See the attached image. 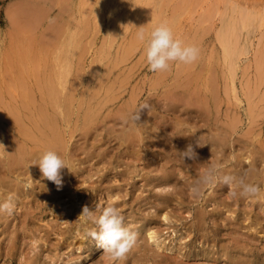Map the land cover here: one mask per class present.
<instances>
[{
	"label": "rangeland",
	"instance_id": "1",
	"mask_svg": "<svg viewBox=\"0 0 264 264\" xmlns=\"http://www.w3.org/2000/svg\"><path fill=\"white\" fill-rule=\"evenodd\" d=\"M95 1L94 0H51V1L50 0H0V35H1L0 36L1 37L0 38V49L3 50V51L0 50V56H1V58H0L1 59L0 60V75L2 77V78H0L1 79L0 80V96L3 97L2 102H1V97H0V111L2 112V114H0L2 116V119L1 118L0 119L2 121V126H3L2 131L4 130L3 141L10 139V137L12 135V130L8 129L6 127L7 122L5 119L8 118V114L10 112L8 110H11L12 106H15L16 104H18L22 100L24 93H31V92H33V93H31L30 95H32L33 98L35 97L34 98L35 102L34 103L32 102V105H31L32 106L31 108L34 110V107L36 106L37 101L39 99L38 98L39 93L41 91H43L42 90L43 89L42 83H44V81H47L49 78L51 79V77L52 78L55 77L56 71L58 70L59 61H60L61 57L63 56V54L65 53L64 49L65 48L67 49V47L70 46L69 42H71V41H72L74 47H73V49L72 48L68 49L69 54L67 53V55L69 56L68 59L70 60V63H72V65H71L72 69L68 73V76H67L68 80L66 82H67V84H70V85L72 83V84H74L73 86H75V90H74V93H75L74 98L75 99L73 101L72 114L70 116V120H69L67 126L65 127V130L67 133L66 138L68 137L70 131H73V132H72V136L66 142V146L64 148L62 155L60 154V156L64 159L65 164H66V167H64V168H62V170H60L61 179H62V183H63L60 186V188L56 187V185L52 181L47 180V178L43 177L40 174L41 172L39 171V168H37L36 164H35V166H36L35 167L33 163H32L33 166L31 165L32 169L31 168H23V174L21 175L22 179H17V178H16V180L14 179L15 181H13V183L11 184L12 186L9 187V186L0 185V189H1V191H0V204H2L4 202L7 203L9 201V199H11V202L14 205L11 212L5 211L3 213H0V216H1V218H0V264H22V263L23 264H46L48 261L49 262L47 264H54V263L55 264H99V263L100 264H130V263L131 264H137V263H139V264H153L156 261H164V260H169L172 262H179V264H188V263L191 264V262H192V264H194V262H200V264H201L203 261H205V262H203V264H206V262L208 260L209 261L207 262V264H212V263L213 264H221V263L222 264H228V263L229 264L230 263L231 264H235V263L236 264H254V261L256 260L255 264H263L264 263V253H263L264 252V247H263L264 246V199H263L264 196L262 197V196H259L261 194L258 195L257 193H254V189H255L254 185H255V182L257 181V179H259V177H256L255 180L253 179L252 183L248 184V186H247V185H242V183H240V182L239 183H237L236 181L233 182V179L231 178V176L229 175V172H228L231 169L229 167L232 166L235 163V161L237 160L236 155L240 152H244L242 141H250L251 142L253 140L254 147H258L259 143H262L263 147H264V140L262 139V138H264V136H263L264 135V115H263L264 114V106L262 108L263 112L261 111V115H259V117H257L255 120V121H257V120L258 121L254 122L252 124H249L248 119L245 115V113H246L245 112L246 111V101L244 100L245 96L242 92V91H244L243 86H244L246 80H248V82L252 86V83H253L252 81L255 79L254 78L255 77V71L253 68L254 64H252L253 63L252 56H253V51L256 47V43L258 41V39H257L258 38L257 35L259 36L258 31H256L254 29L250 32L251 36H250V34H249V36H250V41H251L250 44L251 45L249 43L247 44V46L249 45L248 51L246 53H243V55L241 54L240 58L238 60V66H237V69L235 70V74H234V84H235V88H236V94L238 95V97L241 99L242 102L236 103V101H234L233 97L231 96V93L230 94L227 93V95H226L225 90H223L224 88H226L224 85L227 83V81L229 82V76H228L229 72L227 70L226 63H224V61L222 59V56H221L222 54H221L220 48L217 46L216 47L213 46L212 43L207 41L208 40L207 38H205L207 40H205V39L204 40L207 41L208 43L205 41H203L204 43L202 41L198 42L196 39H194V41H193L192 38H189V37H192L193 33L197 30V28L199 29L200 28L199 26H201L196 21L197 13L190 14L189 12H184L182 14L183 16L181 15L182 17L179 18V21L181 20L180 23L178 21V23H179L178 25L183 26V27L178 28V26H176L177 28L176 27L173 28V33L176 32V34L174 33V35L177 36V34L179 33L178 34L179 38H181L184 41H188L187 43L191 42L190 44L195 45L199 49V55H198L197 59L195 60V62L193 61L192 62L193 64L190 63L191 65L172 62L167 71L152 72L146 66L144 56H143V44L141 41L136 46L133 47L134 50H133V48L131 49L132 53H130V50H128V49L124 50L123 47H124V44L128 41V39H130V36L133 33V31L135 30V28L139 24L144 22V18L146 17L145 14L153 11V9H154L153 3L155 0H151L147 3L146 7H149V9L148 8L144 9V12L147 11V13L143 12L140 15L141 17L139 16L140 19L138 18L137 20L131 21V22H133V24L126 21L125 17L121 18V16H119L120 11L122 12L125 9L127 10V8L129 9L128 6L131 5V2H129L127 6H124L123 9L121 7V9L118 8V10L115 9V12H112L111 10H108L109 5H106V3L100 2V5H99V3H97L98 0H95ZM174 1H175V3H178V0H174ZM174 1H172V2H174ZM82 4H83V7H82ZM66 6H67V8H66ZM13 7L18 11L19 10L22 11L21 9H23V12L25 11L24 13L19 12V13H21V16L23 14L25 15V13H26V16L28 17L27 18L25 16L26 19L23 17L25 19V20L22 19L23 21H25V22L29 21V23H30L31 20L35 19V22L33 21L34 23H36L35 27L39 24V22H40V24L37 26L36 29H34L35 28L34 26H31L30 28L34 29V30L32 29L33 30L32 32H31V29L28 30V28L24 32V30H23L24 26L22 25V27H20V24H19V22L21 23L22 20L18 21L19 19H17V21H16L17 23L14 22L16 20L15 18H19L18 16L16 17V15H15V18H14L15 20L13 21L11 19V22H10L9 15H11V13H13V10H15ZM77 9L81 13L83 11L84 12L82 14L80 12H76ZM84 9L87 11L89 10V12L85 11ZM100 9H101V11H99ZM11 10H12V12H11ZM73 10H75V11H73ZM18 11L16 13H18ZM80 14L82 16V19H80L81 18ZM100 14L102 16H100ZM28 15H30V16H28ZM77 15L80 17H78ZM93 15L95 16V18ZM143 15H144V17H143ZM12 17H14V16H12ZM114 17H117L118 19L117 18L115 19ZM184 17H186L187 19ZM30 18H33V19L30 20ZM62 18H64V20L66 22ZM70 18H72L73 20ZM110 18H111V20H110ZM68 19H69V21H67ZM88 19H89V21H88ZM78 20H79V23H78ZM118 20H122V21H118ZM215 20H217V22H218V19H215ZM12 21H13V23H12ZM81 21H82V23H81ZM188 21L190 22L189 25L187 24ZM33 22H31L30 24L33 25L34 24ZM67 22L70 26L67 25ZM113 22H114V25H113ZM152 22H154V20L151 21V23ZM29 23L27 24V22H26L23 24L29 25ZM76 25H77V27H76ZM88 25H90V26H88ZM128 25H130V26H128ZM124 26L127 27L128 31L126 30V28H124ZM152 26H154L153 23L151 24V27ZM79 27L82 31L79 29ZM60 28H62V29H60ZM66 28L69 31H67V30L65 31ZM110 28H112L113 30ZM122 28L124 30H122ZM20 29H22L23 32L20 31ZM70 30H72L73 32ZM74 30H75V32H74ZM114 30H116V31H114ZM120 30L123 31L124 34L121 33ZM77 31H80V32H78V34H76ZM253 31H256V32H254V34H252ZM60 32H61V34H60ZM68 32H70V33H68ZM115 32H117V33H115ZM119 32H120V34H119ZM209 32L211 33V35L209 34ZM209 32L205 33L204 37H208L209 39L212 38L213 37L212 29H210ZM64 33H66L67 36ZM129 33H130V35H129ZM183 33L186 34L188 37L186 35H184ZM63 34H64V36L61 39V36ZM69 34H70V36H69ZM42 35H43V37H42ZM254 35H255V37H254ZM40 36H41V39H43V40H40V38H39ZM68 36L71 39H69ZM122 36H124V37H122ZM65 37H66V40H65ZM77 38L80 39L79 42L77 41ZM111 38L114 39L115 41L112 40V42H111L110 41ZM189 39H191L190 42H189ZM2 40H3V42H2ZM67 40H68V42H67ZM60 41L63 42L64 44L61 43ZM57 42H58V44H57ZM243 42H244V38L242 39L241 43L243 44ZM197 43H199V44H197ZM57 45L59 47H57ZM76 45H77V47H75ZM121 45H122V47H121ZM98 47H101L102 51H100V48H98ZM60 48L62 49L63 52L62 51L59 52V50H61ZM202 48L204 49V51ZM120 49H121V51H120ZM33 50H34V52H33ZM57 50H58V53H57ZM98 51L100 53H98ZM2 52H3V54H2ZM55 52H56V54H55ZM71 52H73V53H71ZM81 52H84V54ZM119 52H121V53H119ZM124 52H126V53L129 52L130 54L129 55L127 54V56L125 57L126 53H125V55H123ZM139 54H141V55H139ZM30 55L32 56V58ZM55 56H56L57 62L55 60ZM138 56H140V57H138ZM4 57L6 58V59H4L5 61L2 59ZM7 57H9V58H7ZM78 57H80V58L78 59ZM104 57H105V59H103ZM119 57L122 59H120ZM202 59H203V61H202ZM212 59H213V61H212ZM117 60H118V62H120L119 64L117 63ZM217 60H218V63H217ZM48 61H49V63H48ZM106 61H108V63ZM6 63H7V65H9V67L7 65H5ZM10 63H12V64L10 65ZM82 63H83V65H82ZM220 63H221V65H220ZM246 64H248V65H246ZM110 65H112V66H110ZM193 65L195 66V68ZM216 65H218V66H216ZM242 65L244 66V68L249 66L248 67L249 69L245 68V71H244V68ZM20 66H22V68ZM24 67H26V68H24ZM74 67H75V69H74ZM78 67L81 69H79ZM128 67H129V69H128ZM122 68H123V70H122ZM203 68H204V70H203ZM220 68H221V70H220ZM14 69H15V71H14ZM27 69H29V70H27ZM35 69H37V71ZM42 69H44V70L42 71ZM89 69H90V71H89ZM193 69L195 70V72L194 71L192 72ZM98 70H100V71L98 72ZM121 70H122V72H121ZM10 71L13 72L15 75L13 73H11ZM22 71H24V72H22ZM76 71H77V73H76ZM4 72H6L5 73L6 75L4 74ZM47 72H48V74H47ZM240 73H241V75H240ZM248 73L250 74V76ZM29 74H31V75H29ZM36 74H38V75L36 76ZM108 74H110V75H108ZM157 74H159V75H157ZM215 74L216 75L218 74V75L216 76ZM28 75H29V77H28ZM208 75H209V77H208ZM247 75L249 76L248 79L246 77ZM253 75H254V77H253ZM25 76L27 78H29V80ZM113 76L116 79H114ZM12 77L14 80L12 79ZM127 77H128V79H127ZM153 77H154V79H153ZM156 77L158 78V80H156L157 79ZM211 77L213 78V80L215 79V83H213L214 81H212ZM224 77H225V79H224ZM9 78H11V80L13 81V84ZM46 78H47V80H46ZM73 78H75V79H73ZM88 78H89V80H88ZM119 78H122V79H121V81L119 80V82H117ZM208 78L209 79L211 78V80H209ZM221 78H222V82H221ZM113 79L115 80V83H114ZM140 79H141V81H140ZM165 79H167V80H165ZM73 80H74V82H73ZM94 80L95 81L97 80V81L95 82ZM224 80L226 83L223 82ZM5 81L8 83L9 86H11L10 88L8 87V85ZM17 81L19 84H17ZM135 81H136V83H135ZM152 81L156 85L151 83ZM156 81L158 84L156 83ZM199 81H200V83H199ZM37 82H39V84H41V85L38 86L39 84H37ZM109 82H110V84H109ZM141 82H143V84ZM76 83H78V84H76ZM112 83L114 85H111ZM118 83H120V84H118ZM205 83H206V85H204ZM5 84L7 85V88H5L6 87ZM123 84H124V86H123ZM214 84H215V86H214ZM28 85H30V89L32 91L30 89H28ZM100 85H101V88H100ZM136 85H137V88H136ZM175 85H177L178 87ZM37 86H38V88H37ZM107 86H109L111 90H113L117 86V89L119 88L118 89L119 91L113 90L112 93H113V95L117 94L118 97L114 96L115 97L114 99L110 100L109 102H107L103 106V108L100 111L101 117H100L99 121L94 126L95 127L94 129L91 128V129H93V131H91V129H89L86 134H83V131L81 129V123H82L81 121L83 119L82 118L83 112L87 107L86 103H89L90 100H91L90 103H95L96 100L99 99L101 94L103 96L104 88ZM131 86H133V87H131ZM204 86H208L209 88H213V89L217 90V92L219 94V98L221 99V105L219 103L217 105L218 106L217 109H216V107H214V105L210 106V110H211L210 117H206V116L201 115L199 111L194 109V107H193L194 105L188 106L187 103L182 102L184 100L183 96L188 95L190 93L188 91H192V89H197L199 87H201L203 89ZM262 87L264 90V81L260 85L259 90H262ZM79 88L82 90H80ZM240 88H242V90H240ZM123 89H125V90H123ZM27 90H30V92ZM121 90H123L122 91L123 94L121 92V94L118 95ZM177 90H178V92H177ZM98 91H99V93L97 95L96 92H98ZM1 92L3 94H1ZM15 92L17 94L18 93L19 94L15 95L16 94ZM151 92H152V94H151ZM82 93L84 96H82ZM89 93H92L91 94L92 96ZM171 93H172V95H171ZM7 94H9V95H7ZM11 94H12V99L10 98ZM93 94L94 95L96 94L95 95L96 97ZM162 94H163V96H162ZM190 94L194 95L192 92ZM89 95H90V98H89ZM131 95H133V96L136 95L135 96L136 101H135L134 106L132 107L133 109H132L131 113H133L138 108V106L141 105L142 103H144L145 101H147L148 104H149V102L154 103V108L152 109L151 107H149L148 109L147 108L140 109L138 119H136L135 121L128 118L129 115H127L126 118L124 120H122L121 118H119V116H117L119 114L118 112H120L122 107H124L126 104L130 103L129 98ZM168 97H169V99H168ZM79 98H80V100H79ZM125 100H126V102H125ZM5 101L6 102L8 101L9 103H5ZM123 102H125V103H123ZM2 103H4L3 105L6 108H4ZM12 103L14 105H11ZM112 104H113V106H112ZM219 105H220V108H219ZM227 105H229L230 107ZM262 105H264V103ZM80 106H81V108H80ZM226 106H227L228 112L225 111ZM116 107H117V109H116ZM77 108H78V110H77ZM222 109H223V111H222ZM105 110H107V112ZM109 111H110V113H109ZM213 111L215 113L217 112V114H215ZM221 111H222V113H221ZM232 111L234 113H232ZM104 112H105V114H104ZM112 112H113V114H111ZM152 113H153V115H152ZM232 114H235V115L239 114L240 120L237 123V127H236L235 131L231 134V136H229L230 138L228 137V141L225 144V146L218 148V147L212 145L209 147L208 143L210 141V138L217 131L215 129V126H213L214 128L211 127L213 125L214 117L216 116V119H217L216 124H218V122H219L220 125L218 124V127H220L222 125V122L226 121L227 120L226 118ZM74 115L76 116L75 120H77V121L74 120V117H75ZM112 115H114V116H112ZM142 115H143V117H141ZM176 115H178V116H176ZM102 116H104V117L102 118ZM179 116H180V118H179ZM169 117H170V119H169ZM204 117H205V119H204ZM101 118H102V120H104L103 122H101L102 121ZM157 118H158V123H157ZM161 118H163V119H161ZM110 119H112V120H110ZM167 119H169V120H167ZM72 120L75 122L73 123ZM165 120H167V121H165ZM177 120L182 122L181 124L178 125V127H179L178 129L174 128V126L172 125ZM118 122H120V123H118ZM108 123H110V125ZM115 123H117V124L115 125ZM132 123L137 124V125H139V124L141 125L143 123L142 128H145L146 132L143 135L144 136L143 139H136L134 141V143L129 144L130 145L129 146L128 142H126V143H124V142L126 141V136L128 135V133L129 132L133 133ZM74 124H76V125H74ZM106 124H107V126H105ZM113 125L115 127H113ZM123 126H124V128H122ZM190 126H191V128H190ZM194 126H196V127H194ZM245 126H246V128H245ZM164 127L167 129H164ZM168 127H170L171 130ZM199 127H201V128H199ZM253 127L255 129H253ZM69 128L71 130H69ZM101 128L103 129V131H101L102 130ZM111 129H112V132H111ZM114 129H116V130H114ZM186 130H187V132H186ZM250 130H251V133H249ZM5 131H6V133H5ZM147 131H149V132H147ZM189 131H191L192 133ZM92 132H93L94 136H93ZM100 132H101V134H100ZM242 132H247L248 135L246 133H245V135H243L244 133L241 134ZM107 133H108V135H107ZM195 133H196V135H195ZM97 135L99 136V138ZM253 135H254V137H253ZM80 136L86 140H84ZM145 136L149 137V139H146ZM164 136H166V137H164ZM207 136H208V138H207ZM238 136H240V137H238ZM170 137H171V139H170ZM200 138H202V139L200 140ZM89 139L90 140L93 139V141L94 140H96V141L99 140V141H97V142L94 141V143H93V141H90ZM111 139H113V140L111 141ZM255 139L257 140V143L255 142L256 141ZM121 142H122V144H121ZM195 143H197L201 147L200 148L201 152L199 150H195V151L193 150L195 148L194 147ZM80 144H82V145H80ZM90 144L92 145V147ZM118 144H121V146L119 147ZM141 144H142V146H141ZM213 144H214V141H213ZM189 145H191V147H192V152L190 155L185 154L188 152V146ZM250 145L248 147H250ZM88 147H89V149H88ZM90 147H91V149H90ZM97 147H99V148L101 147L100 148L101 150H99V148H97ZM113 147L116 149H114ZM212 147H216L215 150L211 151ZM78 149H80L81 151ZM88 150L90 153L89 152L87 153ZM95 150H96V152L98 151L101 153H95ZM205 150L207 151V153ZM84 151H85V153H84ZM109 151H110V153H108ZM197 151L199 153H201L199 157H198L199 153ZM103 152H104V154H103ZM86 153H87V156H86ZM93 157H95V158H93ZM130 157H131V159H130ZM206 157H208V158H206ZM117 158H119V159H117ZM90 160H92V161H90ZM127 161H128V163H127ZM208 161L211 162L212 164L209 163ZM242 161H243L244 165H247L246 161L245 162H244V160H242ZM206 162H207V164H206ZM99 163H101V164H99ZM76 164L77 165L79 164V165L77 166ZM193 165L195 166V168L193 167ZM261 165H262V163H260V166L259 165L258 166L261 167ZM135 168H136V170H135ZM70 169H72V170H70ZM89 171H91L92 173ZM137 171H139V172H137ZM176 173H177V175H176ZM158 174H160L161 176H159ZM196 175L198 178L197 177L195 178ZM25 176L31 177V178H29V181L32 183V185L30 184L29 181H28V184L25 183V181L23 179V177H25ZM39 176L40 177L42 176L41 179ZM159 177H162V178L159 179ZM43 178H44V181H42ZM121 178L123 179V181ZM124 178H126L128 181L126 182V179H124ZM116 179H117V181H116ZM141 179H143V180H141ZM154 179H155V181H154ZM120 180H121V182H120ZM160 180H162L164 182H161ZM102 181L105 184L102 183ZM114 181H116V182H114ZM203 181H204V183H203ZM157 182H159V183H157ZM29 184H30V186H29ZM150 184H152V185H150ZM41 185H43V186H41ZM48 185H50V186H48ZM158 185H160V186L158 187ZM71 188H73V189L71 190ZM239 188H241V189H239ZM146 189H148V190L146 191ZM11 190H12V192H11ZM245 190H246V193H245ZM45 191L47 192V194L45 193ZM8 192H9V194H7ZM26 192H27V194H26ZM48 192H50V193H48ZM24 194H26V195H24ZM109 194L114 195V196H111ZM33 195H34V197H33ZM124 195H126V196H124ZM1 196H4V197H1ZM15 196H17V197L15 198ZM121 196H123V197H121ZM133 196H135V197L133 198ZM149 196L152 198H149ZM156 196L158 197V199ZM114 198H117V199H114ZM258 198H260V199H258ZM112 199H114V201ZM253 199H254V201H253ZM262 199H263V201H262ZM110 200L112 202H110ZM26 202L28 205L26 204ZM16 203H18L20 206ZM108 203L114 204L120 210L121 214L124 217V224L126 227H128L129 229L131 228L130 230L133 229L132 231H134V232L138 231V229H136V228L143 230V231L141 230L143 233L140 230H139V233L136 232V233H138L137 239L138 240L140 239L139 241L137 240V242L135 243L136 246L134 245L135 247H132L128 252H126L124 254L123 257L116 259V261H114V262L112 260L107 259V256L102 254L103 250L101 248L97 247L96 242L90 236H88L86 234V229L95 227L94 222H93V218L92 217H85L83 214H81L82 209L85 206H87L91 211H93V213L98 214L99 211L101 210V208L103 206L107 205ZM154 203H155V205H154ZM31 204H32V206H31ZM38 204H39V206H38ZM221 204L223 207L221 206ZM56 205H58V206H56ZM54 206H56V207H54ZM152 206H153V208H152ZM165 206H166V208H165ZM23 208H24V210H23ZM228 208L230 211H228ZM152 212H154V214H152ZM223 212H224V214H223ZM135 213H137V214H135ZM260 213H262V214H260ZM145 214H147V215H145ZM164 214L166 215V217H164ZM17 215H19V216H17ZM226 215H227V217H225ZM157 216H158V218H156ZM167 216H171V217L169 218ZM195 216H196V218H195ZM199 216H200V218L197 219ZM18 217H20V218H18ZM148 217L153 218V219L148 220L147 219ZM202 219H204V221ZM198 220H200V221H198ZM256 220H257V222H255ZM24 222H26V223H24ZM199 222H200V224H198ZM135 224H137V225H135ZM151 224H152V226H151ZM158 226H159V228L162 227L161 230H159ZM22 228H24V229H22ZM242 228H244L245 230H243ZM247 229H249V230H247ZM20 230H22V231L20 232ZM41 231H42V233H41ZM149 231H153L154 236L152 238L149 237ZM248 231L251 233H249ZM35 232L38 233L39 235H37ZM246 232H248V233H246ZM189 233H190V235H189ZM76 234H78V235L76 236ZM196 234H197V236H196ZM19 236H21V237H19ZM209 236H210V238H209ZM43 237H44V239H43ZM20 238L22 239V241ZM147 238H148V241H147ZM242 238H243V240H242ZM218 239H220V240H218ZM221 239H223V240H221ZM43 240H45V241H43ZM50 240H51V242H50ZM228 241H229V245H228ZM240 241H241V243H240ZM242 241H243V243H242ZM257 241H258V243H256ZM223 242H226L227 244L224 243V245H223ZM234 242H235V245H234ZM245 242H247V243H245ZM51 244H53V246ZM241 244H243V245L241 246ZM246 244L248 246H246ZM138 245H139V247H138ZM156 245H157V247H156ZM178 245L180 246V248H178ZM220 245H223V247ZM230 245H233V246L230 247ZM142 246H143V248H142ZM239 246L241 248H243L244 250L241 249ZM200 247H201V249H200ZM224 247H225V249H224ZM261 247H262V249L260 250ZM145 248H146V250H145ZM198 248H199V250H198ZM248 248H249V250H248ZM140 249H142L143 251ZM245 249H247V250H245ZM43 250H45V251H43ZM208 250H209V252H208ZM250 250H252V251H250ZM187 251H189V253ZM242 251L243 252L245 251L244 252L245 255ZM179 252H180V254H179ZM227 252H228V255H227ZM234 252L238 253L239 255L234 253ZM210 253L212 255H210ZM224 253H226V254H224ZM251 253H253V254H251ZM196 254L198 255V257ZM232 254L234 257L232 256ZM240 254H241L242 258L240 257ZM250 254H251L253 259L250 258L251 257ZM138 255L140 257H138ZM207 255H209V256H207ZM222 255H223V258H222ZM51 256L53 258H51ZM229 257H232L235 259L230 258V260H229ZM246 257H248L250 259H248ZM131 258H132L133 262L131 261ZM204 258L206 260H204ZM214 258H216V259H214ZM258 259H260L261 261H259ZM189 260H191V262ZM213 260H215V261H213ZM234 260H237L239 262H234ZM249 260L252 262L247 263ZM117 261H118V263H117Z\"/></svg>",
	"mask_w": 264,
	"mask_h": 264
},
{
	"label": "bare ground",
	"instance_id": "2",
	"mask_svg": "<svg viewBox=\"0 0 264 264\" xmlns=\"http://www.w3.org/2000/svg\"><path fill=\"white\" fill-rule=\"evenodd\" d=\"M51 1V0H50ZM95 1V0H94ZM149 1H151V0H98V2L97 3H99V5H100V2H104V3H106V5H109V9L108 10H111L112 12H115V9L116 10H118V8L119 9H121V7H122V9H123V7L124 6H127L128 5V3L129 2H131V5H129L128 7H129V9L127 8V10L125 9L124 11H120V13H119V16H121V18L122 17H125V19H126V21H128V22H130V23H132L133 24V22H131V21H134V20H137L138 18H139V16L144 12V9L145 8H148L149 9V7H146V5H147V3L149 2ZM172 1H174V0H155L154 1V3H153V5H154V9H153V11H151V12H148L147 13V11L146 12H144V13H147V14H145V18H144V22L143 23H141V24H139L137 27H140V26H143L144 27V29H145V31L147 32V30L148 29H150L151 28V24L153 23L154 25H156V24H158V23H160V22H167L168 24H169V26L171 27V29H172V31H173V28H175L176 26H178V28L179 27H183V26H179L178 24L180 23V21H179V18L180 17H182L183 15V13L184 12H189L190 14H194V13H197V18H196V21L198 22V24L199 25H201V26H199L200 28L198 29L197 28V30L193 33V35H192V37H189V38H192V40L194 41V39H196L198 42H203V41H205V40H207V41H209L210 43H212V45L213 46H217V47H219L220 48V51H221V56H222V59H223V61H224V63H226V66H227V70H228V76H229V82L227 81V83L225 82V80L223 81V82H225L224 84V86L226 87V88H224L223 90H225V92H226V95H227V93H231V96L233 97V99H234V101H236V103H239V102H242L241 101V99L238 97V95L236 94V88H235V84H234V74H235V70L237 69V66H238V60H239V58H240V55L242 54L243 55V53H246L247 51H248V46H247V44L249 43L250 44V36H251V34H250V32L252 31V30H256V31H258V33H259V36L257 35V39H258V41H257V43H256V47H255V49H254V51H253V56H252V61H253V63L252 64H254V66H253V68H254V71H255V77H254V75H253V77L255 78L252 82V86L250 85V83L248 82V80H246V82H245V84H244V91H242L243 92V94H244V96H245V98H244V100L246 101V113H245V115H246V117H247V119H248V122H249V124H252V123H254V122H257V121H255L256 120V118L257 117H259V115H261V111H262V108H263V106L264 105H262L263 103H264V90H263V87H262V90H259V88H260V85L263 83V81H264V0H178V3H175V1L174 2H172ZM76 2V1H75ZM96 2V1H95ZM78 3V2H77ZM88 3V2H87ZM92 3V2H91ZM69 4V3H68ZM89 4V3H88ZM151 4V3H150ZM17 5V4H16ZM86 5V4H85ZM96 5V4H95ZM18 6V5H17ZM81 6V5H80ZM92 6V5H91ZM90 6V7H91ZM82 7H83V4H82ZM98 7V6H97ZM222 7V8H221ZM14 8V7H13ZM66 8H67V6H66ZM75 8V7H74ZM94 8V7H93ZM99 8V7H98ZM101 8V7H100ZM152 8V7H151ZM15 9V8H14ZM70 9V8H69ZM68 9V10H69ZM80 9V8H79ZM89 9V8H88ZM96 9V8H95ZM13 10V9H12ZM12 10H11V12H12ZM22 11H18V10H13V13H11V15H9V17H10V22H11V19L14 21L15 19V21L14 22H16L17 21V19H19L18 21H21L22 19L23 20H25L26 18H25V16H26V13H25V15L23 14L22 16H21V13L23 12V9H21ZM60 10V9H59ZM83 10V9H82ZM85 10V9H84ZM97 10V9H96ZM107 10V11H108ZM114 10V11H113ZM147 10V9H146ZM15 11V12H14ZM18 11V13L19 12H21V13H16ZM29 11V10H28ZM71 11V10H70ZM73 11H75V10H73ZM85 11H87V10H85ZM98 11V10H97ZM99 11H101V9L99 10ZM25 12V11H24ZM23 12V13H24ZM63 12V11H62ZM68 12V11H67ZM76 12H80V11H78V9H77V11ZM84 12V11H83ZM82 12V13H83ZM87 12H89V10L87 11ZM118 12V11H117ZM81 13V12H80ZM81 13V14H82ZM97 13V12H96ZM62 14V13H61ZM70 14V13H69ZM78 14V13H77ZM81 14H80V16H81ZM85 14V13H84ZM90 14V13H89ZM117 14V13H116ZM15 15H16V17L18 16L19 18H15ZM92 15V14H91ZM111 15V14H110ZM182 15V16H181ZM189 15V14H188ZM12 16H14V17H12ZM21 16V17H20ZM28 16H30V15H28ZM43 16V15H42ZM67 16V15H66ZM65 16V17H66ZM78 16V15H77ZM80 16H78V17H80ZM94 16V15H93ZM100 16H102L101 14H100ZM108 16V15H107ZM12 17V18H11ZM25 19H24V18ZM27 17V16H26ZM64 17V18H65ZM77 17V18H78ZM141 17V16H140ZM143 17H144V15H143ZM15 18V19H14ZM28 18V17H27ZM44 18V17H43ZM42 18V19H43ZM64 18H62L63 20H64ZM75 18V17H74ZM76 18V19H77ZM94 18H95V16H94ZM115 19L117 18V17H114ZM184 18H186V17H184ZM31 19H33V18H30V20ZM39 19V18H38ZM66 19V18H65ZM70 19H72V18H70ZM79 19V18H78ZM80 19H82V16H81V18ZM118 19V18H117ZM140 19V18H139ZM187 19V18H186ZM215 19H218V22H217V20H215ZM22 20V22L20 23L19 22V24H20V27H22V25L24 26V28H23V30H24V32H25V30L28 28V30L29 29H31V32L34 30V29H36L37 28V26L40 24V22H39V24L35 27V24L36 23H34L35 22V19H33V20H31L30 21V23L31 22H33L34 24L33 25H31L30 23H29V21H26L27 22V24L29 23V25H25V24H23V23H26L25 21H23ZM29 20V19H28ZM37 20V19H36ZM73 20V19H72ZM110 20H111V18H110ZM109 20V21H110ZM154 20V22H152L151 23V21H153ZM189 20V19H188ZM193 20V19H192ZM13 21H12V23H13ZM40 21V20H39ZM65 21V20H64ZM67 21H69V19L67 20ZM75 21V20H74ZM88 21H89V19H88ZM92 21V20H91ZM95 21V20H94ZM100 21V20H99ZM114 21V20H113ZM118 21H122V20H118ZM117 21V22H118ZM178 21H179V23H178ZM190 21V20H189ZM188 21V25H189V22ZM66 22V21H65ZM208 22V23H207ZM11 23V24H12ZM17 23V22H16ZM78 23H79V20H78ZM81 23H82V21H81ZM108 23V22H107ZM110 23V22H109ZM120 23V22H119ZM184 23V22H183ZM64 24V23H63ZM66 24V23H65ZM85 24V23H84ZM90 24V23H89ZM67 25H69L68 24V22H67ZM87 25V24H86ZM85 25V26H86ZM106 25V24H105ZM109 25V24H108ZM107 25V26H108ZM112 25V24H111ZM113 25H114V22H113ZM123 25V24H122ZM150 25V26H149ZM31 26H34L35 28L33 29V28H30ZM62 26V25H61ZM70 26V25H69ZM84 26V27H85ZM88 26H90V25H88ZM98 26V25H97ZM128 26H130V25H128ZM134 26V25H133ZM76 27H77V25H76ZM135 28V30L133 31V33L131 34V36H130V39H128V41L124 44V50L125 49H128V50H130V53H132V48L134 47V46H136L140 41L136 38V33H137V31H138V28ZM192 27V26H191ZM190 27V28H191ZM251 27V28H250ZM18 28V27H17ZM39 28V27H38ZM116 28V27H115ZM124 28H126V30H127V27H125L124 26ZM177 28V27H176ZM185 28V27H184ZM196 28V27H195ZM33 29V30H32ZM60 29H62V28H60ZM71 29V28H70ZM76 29V28H75ZM79 29H80V27H79ZM110 29H112V28H110ZM119 29V28H118ZM192 29V28H191ZM210 29H212V31H213V37L212 38H208V37H204V34L205 33H208L209 31H210ZM23 30L22 29H20V31H22L23 32ZM64 30V29H63ZM62 30V31H63ZM67 30V28L65 29V31ZM81 30V29H80ZM109 30V29H108ZM113 30V29H112ZM122 30H124L123 28H122ZM125 30V31H126ZM67 31H69V30H67ZM70 31H72V30H70ZM82 31V30H81ZM114 31H116V30H114ZM124 31V32H125ZM128 31V30H127ZM256 31H253V33L252 34H254V32H256ZM30 32V31H29ZM30 32V33H31ZM42 32V31H41ZM40 32V33H41ZM73 32V31H72ZM71 32V33H72ZM74 32H75V30H74ZM78 32H80V31H77L76 32V34H78ZM109 32V31H108ZM120 32L121 33H123V31H121L120 30ZM120 32H119V34H120ZM181 32V31H180ZM189 32V31H188ZM68 33H70V32H68ZM113 33V32H112ZM115 33H117V32H115ZM126 33V32H125ZM175 34H176V32H174ZM191 33V32H190ZM60 34H61V32H60ZM64 34H66V33H64ZM64 34L61 36V39H62V37L64 36ZM74 34V33H73ZM106 34V33H105ZM108 34V33H107ZM114 34V33H113ZM124 34V33H123ZM179 34V33H178ZM178 34H177V36H178ZM184 34V33H183ZM189 34V33H188ZM209 34L211 35V33L209 32ZM249 34H250V36H249ZM32 35V34H31ZM72 35V34H71ZM116 35V34H115ZM129 35H130V33H129ZM184 35H186V34H184ZM245 35V36H244ZM1 36V35H0ZM39 36V35H38ZM66 36H67V34H66ZM69 36H70V34H69ZM68 36V37H69ZM76 36V35H75ZM74 36V37H75ZM117 36V35H116ZM121 36V35H120ZM187 36V35H186ZM185 36V37H186ZM190 36V35H189ZM42 37H43V35H42ZM60 37V36H59ZM58 37V38H59ZM107 37V36H106ZM122 37H124V36H122ZM188 37V36H187ZM254 37H255V35H254ZM1 38V37H0ZM40 38V40H43V39H41V36L39 37ZM113 38V37H112ZM111 38V42H112V40H114V39H112ZM183 38V37H182ZM205 38H207V39H205ZM244 38V42H243V44L241 43L242 42V39ZM69 39H71L70 37H69ZM205 39V40H204ZM4 40V39H3ZM3 40H2V42H3ZM49 40V39H48ZM51 40V39H50ZM60 40V39H59ZM65 40H66V37H65ZM64 40V41H65ZM74 40V39H73ZM107 40V39H106ZM125 40V39H124ZM186 40V39H185ZM188 40V39H187ZM190 40L191 39H189V42H190ZM252 40V39H251ZM62 41V40H61ZM60 41V42H61ZM77 41L79 42L80 41V39H78L77 38ZM115 41V40H114ZM207 41H205V42H207ZM59 42V41H58ZM58 42H57V44H58ZM67 42H68V40H67ZM104 42V41H103ZM125 42V41H124ZM185 42H188V41H185ZM256 42V41H255ZM40 43V42H39ZM43 43V42H42ZM61 43H63V42H61ZM66 43V42H65ZM191 43V42H190ZM204 43V42H203ZM208 43V42H207ZM206 43V44H207ZM60 44V43H59ZM64 44V43H63ZM67 44V43H66ZM69 44H70V46H68L67 47V49L65 48L64 49V54H63V56L61 57V59H60V61H59V66H58V70L56 71V75H55V77L54 78H52L51 77V79L49 78L48 80H47V78H46V80L47 81H44V83H42V85H43V91H41L40 93H39V99H38V101H37V104H36V106L34 107V110L31 108L32 106V102L34 103L35 102V100H34V98H33V96L32 95H30L31 93H33V92H31V93H24V96L22 97V100L18 103V104H16L15 106H12V108H11V110H8V111H10L9 112V114H8V118L7 119H5L6 120V122H7V124H6V127L8 128V129H11L12 130V135H11V137H10V139H8V140H5V141H3V136H4V134H3V132H4V130L2 131V121H1V119H2V116L0 115V145H2V146H0V185H4V186H12L11 184L13 183V181H15L16 180V178L17 179H22V177H21V175L23 174V168H31L32 169V163L34 164L37 160H38V158H39V156L44 152V151H46V150H53V151H56L59 155L61 154L62 155V153H63V151H64V148H65V146H66V142H67V140L72 136V132L73 131H70L69 132V135H68V137L66 138V130H65V127L67 126V124H68V122H69V120H70V116H71V114H72V107H73V101H74V90H75V86H73L74 84H72L71 83V85L70 84H67V80H68V78H67V76H68V73L70 72V70L72 69L71 68V65H72V63H70V60L68 59V55H67V53H68V49H70V48H72L73 49V47H74V45H73V43H72V41L71 42H69ZM197 44H199V43H197ZM111 45V44H110ZM113 45V44H112ZM118 45V44H117ZM208 45V44H207ZM251 45V44H250ZM16 46V45H15ZM63 46V45H62ZM67 46V45H66ZM198 46V45H197ZM57 47H59L58 45H57ZM75 47H77V45L75 46ZM121 47H122V45H121ZM138 47V46H137ZM205 47V46H204ZM62 48V47H61ZM60 48V49H61ZM82 48V47H81ZM98 48H100V51H102L101 50V47H98ZM207 48V47H206ZM213 48V47H212ZM218 48V49H219ZM78 49V48H77ZM84 49V48H83ZM111 49V48H110ZM118 49V48H117ZM203 49V48H202ZM1 51H3L2 49H0ZM115 50V49H114ZM133 50H134V48H133ZM60 51H62V49L61 50H59V52ZM70 51V50H69ZM83 51V50H82ZM120 51H121V49H120ZM203 51H204V49H203ZM207 51V50H206ZM33 52H34V50H33ZM63 52V51H62ZM75 52V51H74ZM85 52V51H84ZM84 52H81V53H83L84 54ZM104 52V51H103ZM123 52V51H122ZM208 52V51H207ZM57 53H58V50H57ZM71 53H73V52H71ZM98 53H100L99 51H98ZM119 53H121V52H119ZM125 53L126 52H124L123 53V55H125ZM129 52L128 53H126V55H125V57L127 56V54L129 55L130 54ZM214 53V52H213ZM2 54H3V52H2ZM15 54V53H14ZM25 54V53H24ZM55 54H56V52H55ZM69 54V53H68ZM104 54V53H103ZM117 54V53H116ZM134 54V53H133ZM207 54V53H206ZM5 55V54H4ZM11 55V54H10ZM17 55V54H16ZM15 55V56H16ZM33 55V54H32ZM102 55V54H101ZM115 55V54H114ZM139 55H141V54H139ZM249 55V54H248ZM9 56V55H8ZM19 56V55H18ZM25 56V55H24ZM31 56V55H30ZM78 56V55H77ZM120 56V55H119ZM54 57V56H53ZM74 57V56H73ZM85 57V56H84ZM121 57V56H120ZM119 57V58H120ZM138 57H140V56H138ZM204 57V56H203ZM244 57V56H243ZM242 57V58H243ZM0 58H1V56H0ZM7 58H9V57H7ZM14 58V57H13ZM29 58V57H28ZM31 58H32V56H31ZM80 57H78V59H79ZM98 58V57H97ZM115 58V57H114ZM129 58V57H128ZM127 58V59H128ZM245 58V57H244ZM243 58V59H244ZM248 58V57H247ZM3 60L4 59H6L5 57L4 58H2ZM85 59V58H84ZM103 59H105V57L103 58ZM102 59V60H103ZM120 59H122V58H120ZM126 59V58H125ZM199 59V58H198ZM206 59V58H205ZM1 60V59H0ZM43 60V59H42ZM55 60H56V62H57V59H56V56H55ZM97 60V59H96ZM5 61V60H4ZM10 61V60H9ZM29 61V60H28ZM33 61V60H32ZM77 61V60H76ZM94 61V60H93ZM200 61V60H199ZM202 61H203V59H202ZM208 61V60H207ZM212 61H213V59H212ZM243 61V60H242ZM14 62V61H13ZM83 62V61H82ZM85 62V61H84ZM101 62V61H100ZM107 63H108V61H106ZM114 62V61H113ZM123 62V61H122ZM195 62V61H194ZM211 62V61H210ZM240 62V61H239ZM246 62V61H245ZM244 62V63H245ZM15 63V62H14ZM48 63H49V61H48ZM77 63V62H76ZM117 63L119 64L120 62H118V60H117ZM132 63V62H131ZM216 63V62H215ZM217 63H218V60H217ZM222 63V62H221ZM221 63H220V65H221ZM12 63H10V65H11ZM114 64V63H113ZM112 64V65H113ZM193 64V63H192ZM223 64V63H222ZM249 64V63H248ZM248 64H246V65H248ZM3 65V64H2ZM5 65H7V63L5 64ZM4 65V66H5ZM18 65V64H17ZM24 65V64H23ZM46 65V64H45ZM51 65V64H50ZM82 65H83V63H82ZM106 65V64H105ZM112 65H110V66H112ZM189 65V64H188ZM191 65V64H190ZM203 65V64H202ZM245 65V64H244ZM250 65V64H249ZM8 67H9V65H7ZM14 66V65H13ZM19 66V65H18ZM43 66V65H42ZM134 66V65H133ZM194 66V65H193ZM216 66H218V65H216ZM243 66V65H242ZM21 68H22V66H20ZM29 67V66H28ZM31 67V66H30ZM56 67V66H55ZM106 67V66H105ZM192 67V66H191ZM210 67V66H209ZM223 67V66H222ZM221 67V68H222ZM249 66H247V67H245L246 69H249L248 68ZM14 68V67H13ZM24 68H26V67H24ZM39 68V67H38ZM37 68V69H38ZM79 68V67H78ZM94 68V67H93ZM134 68V67H133ZM185 68V67H184ZM194 68H195V66H194ZM221 68H220V70H221ZM243 68H244V66H243ZM245 68H244V71H245ZM37 69H35L36 71H37ZM74 69H75V67H74ZM73 69V70H74ZM79 69H81V68H79ZM78 69V70H79ZM84 69V68H83ZM128 69H129V67H128ZM198 69V68H197ZM224 69V68H223ZM241 69V68H240ZM10 70V69H9ZM27 70H29V69H27ZM44 69H42V71H43ZM122 70H123V68H122ZM122 70H121V72H122ZM132 70V69H131ZM203 70H204V68H203ZM5 71V70H4ZM14 71H15V69H14ZM33 71V70H32ZM39 71V70H38ZM41 71V72H42ZM53 71V70H52ZM89 71H90V69H89ZM100 70H98V72H99ZM130 71V70H129ZM195 72V70L193 69L192 70V72ZM198 71V70H197ZM217 71V70H216ZM225 71V70H224ZM8 72V71H7ZM11 72V71H10ZM9 72V73H10ZM18 72V71H17ZM22 72H24V71H22ZM35 72V71H34ZM80 72V71H79ZM97 72V71H96ZM95 72V73H96ZM171 72V71H170ZM223 72V71H222ZM247 72V71H246ZM6 72H4V74H5ZM11 73H13V72H11ZM37 73V72H36ZM45 73V72H44ZM76 73H77V71H76ZM111 73V72H110ZM115 73V72H114ZM224 73V72H223ZM253 73V72H252ZM14 74V73H13ZM24 74V73H23ZM39 74V73H38ZM38 74H36V76L38 75ZM47 74H48V72H47ZM88 74V73H87ZM98 74V73H97ZM167 74V73H166ZM199 74V73H198ZM202 74V73H201ZM238 74V73H237ZM244 74V73H243ZM249 74V73H248ZM254 74V73H253ZM6 75V74H5ZM15 75V74H14ZM29 75H31V74H29ZM29 75H28V77H29ZM108 75H110V74H108ZM146 75V74H145ZM157 75H159V74H157ZM163 75V74H162ZM161 75V76H162ZM169 75V74H168ZM193 75V74H192ZM200 75V74H199ZM216 75V74H215ZM218 75V74H217ZM216 75V76H217ZM240 75H241V73H240ZM33 76V75H32ZM31 76V77H32ZM35 76V75H34ZM51 76V75H50ZM49 76V77H50ZM74 76V75H73ZM107 76V75H106ZM115 76V75H114ZM114 76H113V78H114ZM195 76V75H194ZM212 76V75H211ZM223 76V75H222ZM243 76V75H242ZM249 76H250V74H249ZM248 75L246 76L247 77V79H248V77H249ZM18 77V76H17ZM26 77V76H25ZM24 77V78H25ZM40 77V76H39ZM155 77V76H154ZM154 77H153V79H154ZM208 77H209V75H208ZM226 77V76H225ZM225 77H224V79H225ZM0 78H2L1 77V75H0ZM7 78V77H6ZM19 78V77H18ZM27 78V77H26ZM34 78V77H33ZM37 78V77H36ZM94 78V77H93ZM101 78V77H100ZM157 78V77H156ZM212 78V77H211ZM211 78L209 79V80H211ZM242 78V77H241ZM10 79V81L12 82V84H13V81L11 80V78H9ZM12 79H13V77H12ZM28 80H29V78H27ZM42 79V78H41ZM73 79H75V78H73ZM114 79H116V78H114ZM113 79V80H114ZM121 79L122 78H119L118 79V81L117 82H119V80L121 81ZM127 79H128V77H127ZM152 79V80H153ZM173 79V78H172ZM218 79V78H217ZM253 79V78H252ZM1 80V79H0ZM14 80V79H13ZM19 80V79H18ZM70 80V79H69ZM88 80H89V78H88ZM106 80V79H105ZM156 80H158V78L156 79ZM165 80H167V79H165ZM244 80V79H243ZM22 81V80H21ZM25 81V80H24ZM95 81V80H94ZM97 81V80H96ZM95 81V82H96ZM104 81V80H103ZM140 81H141V79H140ZM154 81V80H153ZM153 81L151 82V83H153ZM169 81V80H168ZM167 81V82H168ZM212 81H214L213 83H215V79L213 80V78H212ZM218 81V80H217ZM2 82V81H1ZM6 82V81H5ZM33 82V81H32ZM35 82V81H34ZM43 82V81H42ZM70 82V81H69ZM68 82V83H69ZM73 82H74V80H73ZM77 82V81H76ZM81 82V81H80ZM86 82V81H85ZM90 82V81H89ZM94 82V83H95ZM123 82V81H122ZM134 82V81H133ZM162 82V81H161ZM180 82V81H179ZM219 82V81H218ZM221 82H222V78H221ZM243 82V81H242ZM251 82V81H250ZM7 83V82H6ZM26 83V82H25ZM114 83H115V80H114ZM128 83V82H127ZM135 83H136V81H135ZM142 84H143V82H141ZM156 83H157V81H156ZM174 83V82H173ZM199 83H200V81H199ZM204 83V82H203ZM15 84V83H14ZM17 84H19L18 83V81H17ZM24 84V83H23ZM30 84V83H29ZM37 84H39V82H37ZM76 84H78V83H76ZM98 84V83H97ZM109 84H110V82H109ZM118 84H120V83H118ZM154 85H156L155 83H153ZM158 84V83H157ZM172 84V83H171ZM178 84V83H177ZM184 84V83H183ZM186 84V83H185ZM6 85V84H5ZM7 85H8V83H7ZM7 85H6V87L5 88H7ZM41 84H39L38 86H40ZM111 85H114L113 83L111 84ZM126 85V84H125ZM147 85V84H146ZM165 85V84H164ZM204 85H206V83L204 84ZM213 85V84H212ZM240 85V84H239ZM19 86V85H18ZM26 86V85H25ZM38 86H37V88H38ZM78 86V85H77ZM86 86V85H85ZM96 86V85H95ZM123 86H124V84H123ZM135 86V85H134ZM169 86V85H168ZM171 86V85H170ZM175 86H177V85H175ZM214 86H215V84H214ZM218 86V85H217ZM8 87L10 88L11 86H9L8 85ZM94 87V86H93ZM122 87V86H121ZM131 87H133V86H131ZM178 87V86H177ZM222 87V86H221ZM8 88V89H9ZM83 88V87H82ZM100 88H101V85H100ZM112 88V87H111ZM116 88V89H115ZM113 90L114 91H116V90H118L117 89V86L115 87ZM127 88V87H126ZM136 88H137V85H136ZM165 88V87H164ZM188 88V87H187ZM186 88V89H187ZM217 88V87H216ZM17 89V88H16ZM24 89V88H23ZM22 89V90H23ZM28 89H30V85H28ZM80 89V88H79ZM85 89V88H84ZM218 89V88H217ZM2 90V89H1ZM10 90V89H9ZM15 90V89H14ZM21 90V89H20ZM25 90V89H24ZM31 90V89H30ZM30 90H27V91H29L30 92ZM80 90H82V89H80ZM87 90V89H86ZM113 90H111L110 89V87L109 86H107V87H105L104 88V93H103V96H102V94H101V96L99 97V99H97L96 100V102L95 103H90V101H89V103H86L87 104V107H86V109L84 110V112H83V119H82V123H81V129H82V131H83V134H86L87 132H88V130L89 129H91V128H95L94 126L97 124V122L99 121V119H100V117H101V109L103 108V106L107 103V102H109L110 100H112V99H114L115 97H118L117 96V94L115 95H113V93H112V91ZM123 90H125V89H123ZM123 90H121L120 91V93L118 94V95H120L121 94V92L123 91ZM129 90V89H128ZM133 90V89H132ZM131 90V91H132ZM219 90V89H218ZM240 90H242V88H240ZM6 91V90H5ZM26 91V90H25ZM32 91V90H31ZM40 91V90H39ZM95 91V90H94ZM119 91V90H118ZM136 91V90H135ZM140 91V90H139ZM168 91V90H167ZM187 91V90H186ZM262 91V92H261ZM19 92V91H18ZM24 92V91H23ZM126 92V91H125ZM129 92V91H128ZM137 92V91H136ZM141 92V91H140ZM177 92H178V90H177ZM180 92V91H179ZM188 92H192L194 95H192V94H188V95H182L183 96V98H184V100L182 101V102H184V103H187L188 104V106L189 105H194L193 107H194V109H196L197 111H199L200 112V114L201 115H203V116H206V117H210V113H211V110H210V106L211 105H214V107H216V109L218 108V104L220 103V105H221V99L219 98V94H218V92H217V90H215V89H213V88H209L208 86H204V88L202 89L201 87H199V88H197V89H192V91H188ZM7 93V92H6ZM16 93V92H15ZM94 93V92H93ZM98 93H99V91L98 92H96V94L98 95ZM182 93V92H181ZM180 93V94H181ZM1 94H3L2 92H1ZM19 94V93H18ZM17 93L15 94V95H18ZM35 94V93H34ZM90 95L92 94V93H89ZM95 94V95H96ZM122 94H123V92H122ZM131 94V93H130ZM151 94H152V92H151ZM165 94V93H164ZM185 94V93H184ZM224 94V93H223ZM242 94V95H243ZM7 95H9V94H7ZM90 95H89V98H90ZM94 95V94H93ZM94 95V96H95ZM139 95V94H138ZM155 95V94H154ZM171 95H172V93H171ZM32 96V97H31ZM82 96H84L83 95V93H82ZM92 96V95H91ZM93 96V97H94ZM115 96V97H114ZM136 96V95H135ZM135 96H133V95H131L130 96V98H129V101H130V103L129 104H126L124 107H122V109H121V111L120 112H118L119 114L117 115V116H119V118H121L122 120H124L125 118H126V116L127 115H129L130 113H131V111H132V107L134 106V104H135V101H136V98H135ZM151 96V95H150ZM162 96H163V94H162ZM169 96V95H168ZM243 96V97H244ZM1 97V96H0ZM9 97V96H8ZM92 97V98H93ZM96 97V96H95ZM149 97V96H148ZM171 97V96H170ZM2 98L3 97H1V102H2ZM11 99H12V94H11V97H10ZM123 98V97H122ZM121 98V99H122ZM14 99V98H13ZM16 99V98H15ZM86 99V98H85ZM94 99V98H93ZM168 99H169V97H168ZM174 99V98H173ZM232 99V100H233ZM8 100V99H7ZM34 100V101H33ZM79 100H80V98H79ZM82 100V99H81ZM117 100V99H116ZM145 100V99H144ZM143 100V101H144ZM164 100V99H163ZM170 101V100H169ZM125 102H126V100H125ZM125 102H123V103H125ZM180 102V101H179ZM5 103H9L8 101L6 102L5 101ZM17 103V102H16ZM111 103V102H110ZM116 103V102H115ZM114 103V104H115ZM128 103V102H127ZM233 103V102H232ZM4 103H2V105H3ZM85 104V103H84ZM141 104V103H140ZM149 104H150V107L153 109L154 108V103H152V102H149ZM9 105V104H8ZM11 105H14L13 103L11 104ZM82 105V104H81ZM184 105V104H183ZM220 105H219V108H220ZM261 105V106H260ZM4 106V105H3ZM77 106V105H76ZM112 106H113V104H112ZM227 106H229V105H227ZM227 106L225 107L226 109H225V111H227ZM238 106V105H237ZM260 106V107H259ZM11 107V106H10ZM78 107V106H77ZM192 107V106H191ZM230 107V106H229ZM4 108H6L5 106H4ZM79 108V107H78ZM78 108H77V110H78ZM80 108H81V106H80ZM176 108V107H175ZM179 108V107H178ZM189 108V107H188ZM224 108V107H223ZM32 109V110H31ZM116 109H117V107H116ZM158 110V109H157ZM106 112H107V110H105ZM222 111H223V109H222ZM222 111H221V113H222ZM224 111V112H225ZM1 112V111H0ZM214 112V111H213ZM219 112V111H218ZM223 112V113H224ZM228 112V111H227ZM263 112V111H262ZM109 113H110V111H109ZM108 113V114H109ZM189 113V112H188ZM215 113V112H214ZM232 113H234L233 111H232ZM0 114H2V112L0 113ZM104 114H105V112H104ZM103 114V115H104ZM111 114H113V112L111 113ZM143 114V113H142ZM215 114H217V112L215 113ZM228 114V113H227ZM79 115V114H78ZM152 115H153V113H152ZM167 115V114H166ZM193 115V114H192ZM225 115V114H224ZM264 115V114H263ZM75 116V115H74ZM105 116V115H104ZM104 116H102V118L104 117ZM112 116H114V115H112ZM169 116V115H168ZM171 116V115H170ZM176 116H178V115H176ZM181 116V115H180ZM180 116H179V118H180ZM78 117V116H77ZM141 117H143V115L141 116ZM147 117V116H146ZM145 117V118H146ZM160 117V116H159ZM158 117V118H159ZM184 117V116H183ZM187 117V116H186ZM194 117V116H193ZM192 117V118H193ZM224 117V116H223ZM227 117V116H226ZM75 118H76V116L74 117V120H75ZM102 118H101V120H102ZM112 118V117H111ZM149 118V117H148ZM158 118H157V123H158ZM168 118V117H167ZM213 118V117H212ZM221 118V117H220ZM161 119H163V118H161ZM160 119V120H161ZM169 119H170V117H169ZM169 119H167V120H169ZM172 119V118H171ZM202 119V118H201ZM204 119H205V117H204ZM227 120L226 121H224V122H222V125L220 126V127H218V124L220 125V123L218 122V124H216L217 123V119H216V116L214 117V121H213V125L211 126V127H213V126H215V129L217 130L214 134H213V136L210 138V141H209V143H208V146L210 147V146H216V147H218V148H220V147H224L225 146V144L227 143V141H228V137L229 136H231V134L235 131V129H236V127H237V123L239 122V114L238 115H235V114H232V115H230L229 117H227L226 118ZM110 120H112V119H110ZM120 120V119H119ZM146 120V119H145ZM151 120V119H150ZM167 120H165V121H167ZM262 120V119H261ZM73 121V120H72ZM75 121H77V120H75ZM75 121H73V123L75 122ZM79 121V120H78ZM104 120H102L101 122H103ZM115 121V120H114ZM172 121V120H171ZM203 121V120H202ZM110 122V121H109ZM117 122V121H116ZM173 122V121H172ZM186 122V121H185ZM190 122V121H189ZM192 122V121H191ZM194 122V121H193ZM210 122V121H209ZM212 122V121H211ZM118 123H120V122H118ZM155 123V122H154ZM182 122L181 121H179V120H177V121H175L172 125L174 126V128H176V129H178L179 127H178V125L179 124H181ZM198 123V122H197ZM109 125H110V123H108ZM117 123H115V125H116ZM122 124V123H121ZM129 124V123H128ZM143 124V123H142ZM142 124L140 125H137V124H134V123H132V128H133V133L132 132H129L128 133V135L126 136V141L124 142V143H126V142H128V145L129 144H133L134 143V141L136 140V139H143V135H144V133L146 132L145 131V128H142L143 126H142ZM171 124V123H170ZM188 124V123H187ZM4 125V124H3ZM74 125H76V124H74ZM130 125V124H129ZM168 125V124H167ZM184 125V124H183ZM200 125V124H199ZM202 125V124H201ZM210 125V124H209ZM100 126V125H99ZM105 126H107V124L105 125ZM193 126V125H192ZM247 126V125H246ZM246 126H245V128H246ZM258 126V125H257ZM77 127V126H76ZM101 127V126H100ZM109 127V126H108ZM113 127H115L114 125H113ZM120 127V126H119ZM167 127V126H166ZM187 127V126H186ZM194 127H196V126H194ZM203 127V126H202ZM252 127V126H251ZM255 127V126H254ZM253 127V129H255ZM122 128H124V126L122 127ZM163 128V127H162ZM168 128H170V127H168ZM190 128H191V126H190ZM199 128H201V127H199ZM198 128V129H199ZM214 128V127H213ZM212 128V129H213ZM248 128V127H247ZM76 129V128H75ZM74 129V130H75ZM93 129H91V131H93ZM102 129V128H101ZM106 129V128H105ZM120 129V128H119ZM164 129H167V128H165L164 127ZM184 129V128H183ZM197 129V130H198ZM249 129V128H248ZM251 129V128H250ZM258 129V128H257ZM69 130H71L70 128H69ZM68 130V131H69ZM80 130V129H79ZM114 130H116V129H114ZM132 130V129H131ZM170 130H171V128H170ZM247 130V129H246ZM100 131V130H99ZM101 131H103V129L101 130ZM127 131V130H126ZM199 131V130H198ZM242 131V130H241ZM244 131V130H243ZM111 132H112V129H111ZM147 132H149V131H147ZM181 132V131H180ZM186 132H187V130H186ZM189 132H191V131H189ZM237 132V131H236ZM257 132V131H256ZM5 133H6V131H5ZM80 133V132H79ZM99 133V132H98ZM110 133V132H109ZM115 133V132H114ZM170 133V132H169ZM173 133V132H172ZM192 133V132H191ZM202 133V132H201ZM204 133V132H203ZM244 133V134H243ZM245 133L248 135V133L247 132H242L241 134H243V135H245ZM249 133H251V130L249 131ZM81 134V133H80ZM92 134H93V132H92ZM100 134H101V132H100ZM133 134V135H132ZM171 134V133H170ZM178 134V133H177ZM199 134V133H198ZM210 134V133H209ZM237 134V133H236ZM240 134V135H241ZM96 135V134H95ZM107 135H108V133H107ZM116 135V134H115ZM114 135V136H115ZM179 135V134H178ZM195 135H196V133H195ZM203 135V134H202ZM78 136V135H77ZM93 136H94V134H93ZM98 136V135H97ZM96 136V137H97ZM106 136V135H105ZM191 136V135H190ZM201 136V135H200ZM242 136V135H241ZM264 136V135H263ZM75 137V136H74ZM81 137V136H80ZM91 137V136H90ZM107 137V136H106ZM120 137V136H119ZM164 137H166V136H164ZM189 137V136H188ZM202 137V136H201ZM236 137V136H235ZM238 137H240V136H238ZM252 137V136H251ZM253 137H254V135H253ZM81 138H83V137H81ZM98 138H99V136H98ZM118 138V137H117ZM116 138V139H117ZM145 138L146 139H149V137H146L145 136ZM154 138V137H153ZM204 138V137H203ZM207 138H208V136H207ZM230 138V137H229ZM261 138V137H260ZM84 139V138H83ZM109 139V138H108ZM170 139H171V137H170ZM202 138H200V140H201ZM263 140H264V138H262ZM84 140H86V139H84ZM90 140V139H89ZM113 139H111V141H112ZM123 140V139H122ZM204 140V139H203ZM231 140V139H230ZM256 140V139H255ZM254 140V141H255ZM261 140V139H260ZM259 140V141H260ZM73 141V140H72ZM90 141H93V139L92 140H90ZM94 141H96V140H94ZM94 141H93V143H94ZM97 141H99V140H97ZM96 141V142H97ZM213 141H214V144H213ZM236 141V140H235ZM107 142V141H106ZM173 142V141H172ZM196 142V141H195ZM201 142V141H200ZM205 142V141H204ZM256 143H257V140L255 141ZM78 143V142H77ZM108 143V142H107ZM120 143V142H119ZM151 143V142H150ZM149 143V144H150ZM229 143V142H228ZM121 144H122V142H121ZM121 144H118L119 145V147L121 146ZM242 144H243V149H244V152H240V153H238L236 156V158H237V160L235 161V163L232 165V166H230L229 168H231L228 172H229V175L231 176V178L233 179V182L234 181H236L237 183H242V185H247L248 186V184H251L252 183V180L254 179L255 180V178L256 177H259V179H257V181L255 182V185H254V187H255V189H254V193H257L258 195L259 194H261V195H259V196H264V147H263V144L262 143H259V145H258V147H254V143H253V140L250 142V141H242ZM251 144V145H250ZM80 145H82V144H80ZM91 145V144H90ZM106 145V144H105ZM113 145V144H112ZM125 145V144H124ZM140 145V144H139ZM250 145V147H248ZM72 146V145H71ZM70 146V147H71ZM94 146V145H93ZM102 146V145H101ZM110 146V145H109ZM130 146V145H129ZM138 146V145H137ZM141 146H142V144H141ZM140 146V147H141ZM238 146V145H237ZM91 147H92V145H91ZM91 147H90V149H91ZM103 147V146H102ZM139 147V148H140ZM155 147V146H154ZM195 148L193 149L194 151L195 150H199L200 151V146L197 144V143H195V146H194ZM216 147H212V149H211V151H213V150H215V148ZM241 147V146H240ZM239 147V148H240ZM248 147V148H247ZM80 148V147H79ZM87 148V147H86ZM85 148V149H86ZM95 148V147H94ZM97 148H99V147H97ZM101 148V147H100ZM99 148V150H101ZM114 148V147H113ZM217 148V149H218ZM83 149V148H82ZM88 149H89V147H88ZM108 149V148H107ZM114 149H116V148H114ZM222 149V148H221ZM78 150H80V149H78ZM98 150V149H97ZM98 150V151H99ZM220 150V149H219ZM81 151V150H80ZM96 152V150H95V153H101V152ZM107 151V150H106ZM206 151V150H205ZM225 151V150H224ZM67 152V151H66ZM89 152V150L87 151V153ZM142 152V151H141ZM198 152V151H197ZM201 152V151H200ZM203 152V151H202ZM215 152V151H214ZM230 152V151H229ZM84 153H85V151H84ZM87 153H86V156H87ZM90 153V152H89ZM108 153H110V151L108 152ZM199 153V152H198ZM206 153H207V151H206ZM103 154H104V152H103ZM112 154V153H111ZM118 154V153H117ZM124 154V153H123ZM200 154L201 153H199L198 154V157L200 156ZM205 154V153H204ZM85 155V154H84ZM119 155V154H118ZM141 155V154H140ZM223 155V154H222ZM68 156V155H67ZM103 156V155H102ZM172 156V155H171ZM80 157V156H79ZM134 157V156H133ZM139 157V156H138ZM212 157V156H211ZM67 158V157H66ZM93 158H95V157H93ZM92 158V159H93ZM206 158H208V157H206ZM107 159V158H106ZM117 159H119V158H117ZM130 159H131V157H130ZM129 159V160H130ZM89 160V159H88ZM101 160V159H100ZM217 160V159H216ZM242 160H244V162L246 161L247 162V165H244V163H243V161ZM79 161V160H78ZM90 161H92V160H90ZM102 161V160H101ZM140 161V160H139ZM228 161V160H227ZM80 162V161H79ZM118 162V161H117ZM122 162V161H121ZM136 162V161H135ZM200 162V161H199ZM209 162V161H208ZM90 163V162H89ZM127 163H128V161H127ZM209 163H211V162H209ZM260 163H262V165H261V167H259L260 166ZM99 164H101V163H99ZM190 164V163H189ZM201 164V163H200ZM206 164H207V162H206ZM212 164V163H211ZM32 165V166H31ZM74 165V164H73ZM77 165V164H76ZM79 165V164H78ZM77 165V166H78ZM95 165V164H94ZM104 165V164H103ZM102 165V166H103ZM118 165V164H117ZM122 165V164H121ZM191 165V164H190ZM217 165V164H216ZM259 165V166H258ZM34 166H35V164H34ZM37 166V165H36ZM35 166V167H36ZM76 166V167H77ZM97 166V165H96ZM95 166V167H96ZM119 166V165H118ZM132 166V165H131ZM192 166V165H191ZM75 167V168H76ZM120 167V166H119ZM193 167L195 168V166L193 165ZM199 167V166H198ZM37 168H38V166H37ZM36 168V169H37ZM126 168V167H125ZM137 168V167H136ZM136 168H135V170H136ZM142 168V167H141ZM167 168V167H166ZM228 168V167H227ZM123 169V168H122ZM130 169V168H129ZM128 169V170H129ZM145 169V168H144ZM150 169V168H149ZM173 169V168H172ZM197 169V168H196ZM200 169V168H199ZM62 170V169H61ZM70 170H72V169H70ZM90 170V169H89ZM110 170V169H109ZM146 170V169H145ZM148 170V169H147ZM151 170V169H150ZM36 171V170H35ZM40 171V170H39ZM92 171V170H91ZM91 171H89V172H91ZM127 171V170H126ZM125 171V172H126ZM134 171V170H133ZM105 172V171H104ZM137 172H139V171H137ZM222 172V171H221ZM35 173V172H34ZM37 173V172H36ZM63 173V172H62ZM82 173V172H81ZM92 173V172H91ZM134 173V172H133ZM155 173V172H154ZM41 174V173H40ZM84 174V173H83ZM97 174V173H96ZM110 174V173H109ZM138 174V173H137ZM88 175V174H87ZM108 175V174H107ZM113 175V174H112ZM126 175V174H125ZM159 176H161L160 174H158ZM176 175H177V173H176ZM90 176V175H89ZM116 176V175H115ZM122 176V175H121ZM124 176V175H123ZM157 176V175H156ZM213 176V175H212ZM215 176V175H214ZM40 177V176H39ZM42 177V176H41ZM41 177H40V179H41ZM64 177V176H63ZM132 177V176H131ZM197 177V175L195 176V178ZM29 178H31V177H29V176H25V177H23V179H24V181H25V183H27L28 184V181H29ZM66 178V177H65ZM84 178V177H83ZM87 178V177H86ZM112 178V177H111ZM118 178V177H117ZM129 178V177H128ZM160 178H162V177H159V179ZM178 178V177H177ZM194 178V177H193ZM198 178V177H197ZM201 178V177H200ZM221 178V177H220ZM15 179V180H14ZM89 179V178H88ZM87 179V180H88ZM122 179V178H121ZM124 179H126V178H124ZM150 179V178H149ZM148 179V180H149ZM205 179V178H204ZM218 179V178H217ZM119 180V179H118ZM141 180H143V179H141ZM173 180V179H172ZM199 180V179H198ZM34 181V180H33ZM42 181H44V178L42 179ZM65 181V180H64ZM116 181H117V179H116ZM116 181H114V182H116ZM122 181H123V179H122ZM128 180L126 179V182H127ZM154 181H155V179H154ZM157 181V180H156ZM161 182H164V181H162V180H160ZM176 181V180H175ZM189 181V180H188ZM30 182V181H29ZM111 182V181H110ZM120 182H121V180H120ZM147 182V181H146ZM190 182V181H189ZM47 183V182H46ZM51 183V182H50ZM84 183V182H83ZM96 183V182H95ZM102 183H104L103 181H102ZM119 183V182H118ZM149 183V182H148ZM157 183H159V182H157ZM201 183V182H200ZM203 183H204V181H203ZM209 183V182H208ZM30 184L32 185V183L30 182ZM30 184H29V186H30ZM63 184V183H62ZM98 184V183H97ZM101 184V183H100ZM105 184V183H104ZM116 184V183H115ZM165 184V183H164ZM179 184V183H178ZM103 185V184H102ZM120 185V184H119ZM150 185H152V184H150ZM166 185V184H165ZM199 185V184H198ZM28 186V185H27ZM41 186H43V185H41ZM48 186H50V185H48ZM160 185H158V187H159ZM221 186V185H220ZM235 186V185H234ZM57 187V186H56ZM99 187V186H98ZM105 187V186H104ZM117 187V186H116ZM124 187V186H123ZM157 187V186H156ZM246 187V186H245ZM35 188V187H34ZM39 188V187H38ZM60 188V187H59ZM144 188V187H143ZM147 188V187H146ZM170 188V187H169ZM9 189V188H8ZM50 189V188H49ZM55 189V188H54ZM73 188H71V190H72ZM140 189V188H139ZM163 189V188H162ZM217 189V188H216ZM236 189V188H235ZM239 189H241V188H239ZM247 189V188H246ZM262 189V190H261ZM40 190V189H39ZM56 190V189H55ZM61 190V189H60ZM107 190V189H106ZM109 190V189H108ZM114 190V189H113ZM122 190V189H121ZM142 190V189H141ZM148 189H146V191H147ZM158 190V189H157ZM261 190V191H260ZM0 191H1V189H0ZM31 191V190H30ZM52 191V190H51ZM63 191V190H62ZM61 191V192H62ZM123 191V190H122ZM138 191V190H137ZM140 191V190H139ZM143 191V190H142ZM190 191V190H189ZM11 192H12V190H11ZM66 192V191H65ZM97 192V191H96ZM100 192V191H99ZM98 192V193H99ZM117 192V191H116ZM125 192V191H124ZM221 192V191H220ZM219 192V193H220ZM244 192V191H243ZM251 192V191H250ZM35 193V192H34ZM33 193V194H34ZM37 193V192H36ZM45 193L47 194V192L45 191ZM48 193H50V192H48ZM67 193V192H66ZM111 193V192H110ZM164 193V192H163ZM245 193H246V190H245ZM7 194H9V192L7 193ZM6 194V195H7ZM22 194V193H21ZM26 194H27V192H26ZM26 194H24V195H26ZM29 194V193H28ZM132 194V193H131ZM143 194V193H142ZM152 194V193H151ZM72 195V194H71ZM109 195H111V194H109ZM116 195V194H115ZM122 195V194H121ZM154 195V194H153ZM168 195V194H167ZM220 195V194H219ZM19 196V195H18ZM39 196V195H38ZM63 196V195H62ZM111 196H114V195H111ZM124 196H126V195H124ZM1 197H4V196H1ZM17 196H15V198H16ZM23 197V196H22ZM21 197V198H22ZM33 197H34V195H33ZM116 197V196H115ZM121 197H123V196H121ZM135 196H133V198H134ZM154 197V196H153ZM157 197V196H156ZM199 197V196H198ZM213 197V196H212ZM9 198V197H8ZM20 198V199H21ZM32 198V197H31ZM30 198V199H31ZM110 198V197H109ZM113 198V197H112ZM149 198H152V197H150L149 196ZM172 198V197H171ZM256 198V197H255ZM6 199V198H5ZM34 199V198H33ZM42 199V198H41ZM114 199H117V198H114ZM114 199H112L113 201H114ZM157 199H158V197H157ZM258 199H260V198H258ZM257 199V200H258ZM264 199V198H263ZM263 199H262V201H263ZM166 200V199H165ZM215 200V199H214ZM19 201V200H18ZM59 201V200H58ZM107 201V200H106ZM253 201H254V199H253ZM30 202V201H29ZM35 202V201H34ZM110 202H112L111 200H110ZM122 202V201H121ZM159 202V201H158ZM163 202V201H162ZM213 202V201H212ZM5 203V202H4ZM166 203V202H165ZM191 203V202H190ZM16 204H18V203H16ZM24 204V203H23ZM26 204H27V202H26ZM33 204V203H32ZM32 204H31V206H32ZM37 204V203H36ZM240 204V203H239ZM19 205V204H18ZM28 205V204H27ZM153 205V204H152ZM154 205H155V203H154ZM157 205V204H156ZM229 205V204H228ZM227 205V206H228ZM16 206V205H15ZM20 206V205H19ZM18 206V207H19ZM36 206V205H35ZM38 206H39V204H38ZM56 206H58V205H56ZM56 206H54V207H56ZM139 206V205H138ZM221 206H222V204H221ZM37 207V206H36ZM130 207V206H129ZM223 207V206H222ZM17 208V207H16ZM71 208V207H70ZM132 208V207H131ZM152 208H153V206H152ZM164 208V207H163ZM165 208H166V206H165ZM168 208V207H167ZM225 208V207H224ZM77 209V208H76ZM157 209V208H156ZM171 209V208H170ZM223 209V208H222ZM23 210H24V208H23ZM22 210V211H23ZM29 210V209H28ZM191 210V209H190ZM21 211V210H20ZM146 211V210H145ZM161 211V210H160ZM164 211V210H163ZM228 211H230L229 210V208H228ZM263 211V210H262ZM30 212V211H29ZM93 212V211H92ZM131 212V211H130ZM168 212V211H167ZM191 212V211H190ZM225 212V211H224ZM224 212H223V214H224ZM126 213V212H125ZM145 213V212H144ZM162 213V212H161ZM165 213V212H164ZM169 213V212H168ZM195 213V212H194ZM193 213V214H194ZM201 213V212H200ZM25 214V213H24ZM79 214V213H78ZM127 214V213H126ZM133 214V213H132ZM135 214H137V213H135ZM152 214H154V212H152ZM171 214V213H170ZM220 214V213H219ZM260 214H262V213H260ZM259 214V215H260ZM80 215V214H79ZM129 215V214H128ZM145 215H147V214H145ZM205 215V214H204ZM213 215V214H212ZM258 215V214H257ZM17 216H19V215H17ZM155 216V215H154ZM153 216V217H154ZM216 216V215H215ZM222 216V215H221ZM235 216V215H234ZM144 217V216H143ZM164 217H166V215L164 214ZM167 217H171V216H167ZM193 217V216H192ZM204 217V216H203ZM217 217V216H216ZM225 217H227V215L225 216ZM0 218H1V216H0ZM18 218H20V217H18ZM155 218V217H154ZM156 218H158V216L156 217ZM189 218V217H188ZM195 218H196V216H195ZM200 218V216L197 218V219H199ZM218 218V217H217ZM242 218V217H241ZM14 219V218H13ZM148 220L149 219H153V218H150V217H148L147 218ZM160 219V218H159ZM236 219V218H235ZM78 220V219H77ZM203 221H204V219H202ZM222 220V219H221ZM232 220V219H231ZM247 220V219H246ZM262 220V219H261ZM14 221V220H13ZM18 221V220H17ZM151 221V220H150ZM156 221V220H155ZM162 221V220H161ZM167 221V220H166ZM198 221H200V220H198ZM216 221V220H215ZM48 222V221H47ZM74 222V221H73ZM146 222V221H145ZM157 222V221H156ZM255 222H257V220L255 221ZM260 222V221H259ZM262 222V221H261ZM13 223V222H12ZM18 223V222H17ZM20 223V222H19ZM24 223H26V222H24ZM49 223V222H48ZM153 223V222H152ZM194 223V222H193ZM243 223V222H242ZM41 224V223H40ZM51 224V223H50ZM156 224V223H155ZM198 224H200V222L198 223ZM204 224V223H203ZM206 224V223H205ZM239 224V223H238ZM253 224V223H252ZM34 225V224H33ZM43 225V224H42ZM135 225H137V224H135ZM251 225V224H250ZM50 226V225H49ZM77 226V225H76ZM139 226V225H138ZM141 226V225H140ZM151 226H152V224H151ZM157 226V225H156ZM160 226V225H159ZM159 226H158V228H159ZM18 227V226H17ZM20 227V226H19ZM23 227V226H22ZM186 227V226H185ZM198 227V226H197ZM242 227V226H241ZM256 227V226H255ZM145 228V227H144ZM162 228V227H161ZM161 228H159V230H161ZM205 228V227H204ZM257 228V227H256ZM22 229H24V228H22ZM35 229V228H34ZM131 229V228H130ZM136 229H138V231H136V232H138L139 233V228H136ZM148 229V228H147ZM157 229V228H156ZM243 230H245L244 228H242ZM254 229V228H253ZM3 230V229H2ZM37 230V229H36ZM53 230V229H52ZM78 230V229H77ZM133 230V229H132ZM142 230V229H141ZM140 230V231H141ZM149 230V229H148ZM151 230V229H150ZM196 230V229H195ZM247 230H249V229H247ZM19 231V230H18ZM22 230H20V232H21ZM50 231V230H49ZM79 231V230H78ZM143 231V230H142ZM141 231V232H142ZM158 231V230H157ZM256 231V230H255ZM19 232V233H20ZM47 232V231H46ZM148 232V231H147ZM155 232V231H154ZM201 232V231H200ZM205 232V231H204ZM203 232V233H204ZM245 232V231H244ZM249 232V231H248ZM248 232H246V233H248ZM36 233V232H35ZM41 233H42V231H41ZM137 233V234H138ZM143 233V232H142ZM178 233V232H177ZM191 233V232H190ZM190 233H189V235H190ZM202 233V234H203ZM208 233V232H207ZM245 233V234H246ZM249 233H251V232H249ZM262 233V232H261ZM37 235H39L38 233H36ZM74 234V233H73ZM194 234V233H193ZM192 234V235H193ZM237 234V233H236ZM78 234H76V236H77ZM80 235V234H79ZM141 235V234H140ZM249 235V234H248ZM252 235V234H251ZM47 236V235H46ZM143 236V235H142ZM154 236V234H153V231H149V237L150 238H152ZM196 236H197V234H196ZM207 236V235H206ZM213 236V235H212ZM238 236V235H237ZM250 236V235H249ZM19 237H21V236H19ZM42 237V236H41ZM148 237V236H147ZM163 237V236H162ZM8 238V237H7ZM26 238V237H25ZM159 238V237H158ZM184 238V237H183ZM205 238V237H204ZM209 238H210V236H209ZM225 238V237H224ZM244 238V237H243ZM243 238H242V240H243ZM260 238V237H259ZM21 239V238H20ZM40 239V238H39ZM43 239H44V237H43ZM142 239V238H141ZM145 239V238H144ZM165 239V238H164ZM198 239V238H197ZM202 239V238H201ZM200 239V240H201ZM235 239V238H234ZM250 239V238H249ZM8 240V239H7ZM36 240V239H35ZM138 240V239H137ZM140 240V239H139ZM138 240V241H139ZM160 240V239H159ZM209 240V239H208ZM218 240H220V239H218ZM221 240H223V239H221ZM251 240V239H250ZM256 240V239H255ZM254 240V241H255ZM21 241H22V239H21ZM40 241V240H39ZM43 241H45V240H43ZM58 241V240H57ZM147 241H148V238H147ZM169 241V240H168ZM172 241V240H171ZM210 241V240H209ZM261 241V240H260ZM259 241V242H260ZM50 242H51V240H50ZM144 242V241H143ZM213 242V241H212ZM219 242V241H218ZM238 242V241H237ZM253 242V241H252ZM262 242V241H261ZM16 243V242H15ZM41 243V242H40ZM78 243V242H77ZM147 243V242H146ZM167 243V242H166ZM180 243V242H179ZM209 243V242H208ZM224 243L225 244H227L226 242H223V245H224ZM239 243V242H238ZM240 243H241V241H240ZM242 243H243V241H242ZM245 243H247V242H245ZM256 243H258V241L256 242ZM58 244V243H57ZM138 244V243H137ZM144 244V243H143ZM159 244V243H158ZM162 244V243H161ZM211 244V243H210ZM216 244V243H215ZM220 244V243H219ZM232 244V243H231ZM260 244V243H259ZM50 245V244H49ZM48 245V246H49ZM52 246H53V244H51ZM76 245V244H75ZM74 245V246H75ZM177 245V244H176ZM187 245V244H186ZM223 245H220V246H222L223 247ZM228 245H229V241H228ZM234 245H235V242H234ZM237 245V244H236ZM243 244H241V246H242ZM136 246V245H135ZM135 246H133V247H135ZM145 246V245H144ZM204 246V245H203ZM212 246V245H211ZM233 245H230V247H232ZM246 246H248L247 244H246ZM245 246V247H246ZM51 247V246H50ZM70 247V246H69ZM138 247H139V245H138ZM137 247V248H138ZM156 247H157V245H156ZM155 247V248H156ZM160 247V246H159ZM177 247V246H176ZM237 247V246H236ZM240 247V246H239ZM264 247V246H263ZM76 248V247H75ZM142 248H143V246H142ZM178 248H180V246L178 245ZM204 248V247H203ZM228 248V247H227ZM241 248V247H240ZM152 249V248H151ZM150 249V250H151ZM161 249V248H160ZM183 249V248H182ZM200 249H201V247H200ZM224 249H225V247H224ZM235 249V248H234ZM241 249H243V248H241ZM256 249V248H255ZM254 249V250H255ZM262 249V247L260 248V250ZM51 250V249H50ZM53 250V249H52ZM137 250V249H136ZM140 250H142V249H140ZM145 250H146V248H145ZM186 250V249H185ZM189 250V249H188ZM198 250H199V248H198ZM206 250V249H205ZM210 250V249H209ZM209 250H208V252H209ZM220 250V249H219ZM237 250V249H236ZM240 250V249H239ZM244 250V249H243ZM245 250H247V249H245ZM248 250H249V248H248ZM43 251H45V250H43ZM71 251V250H70ZM143 251V250H142ZM158 251V250H157ZM156 251V252H157ZM229 251V250H228ZM241 251V250H240ZM239 251V252H240ZM250 251H252V250H250ZM259 251V250H258ZM141 252V251H140ZM155 252V251H154ZM162 252V251H161ZM173 252V251H172ZM182 252V251H181ZM188 253H189V251H187ZM192 252V251H191ZM215 252V251H214ZM226 252V251H225ZM237 252V251H236ZM236 252H234V253H236ZM243 252V251H242ZM241 252V253H242ZM245 252V251H244ZM243 252V253H244ZM247 252V251H246ZM23 253V252H22ZM143 253V252H142ZM218 253V252H217ZM233 253V254H234ZM257 253V252H256ZM264 253V252H263ZM16 254V253H15ZM145 254V253H144ZM179 254H180V252H179ZM191 254V253H190ZM201 254V253H200ZM219 254V253H218ZM224 254H226V253H224ZM233 254H232V256H233ZM236 254H238V253H236ZM248 254V253H247ZM246 254V255H247ZM251 254H253V253H251ZM251 254H250V256H251ZM47 255V254H46ZM137 255V254H136ZM156 255V254H155ZM189 255V254H188ZM193 255V254H192ZM197 255V254H196ZM210 255H212L211 253H210ZM227 255H228V252H227ZM226 255V256H227ZM239 255V254H238ZM244 255H245V253H244ZM258 255V254H257ZM48 256V255H47ZM142 256V255H141ZM206 256V255H205ZM207 256H209V255H207ZM216 256V255H215ZM225 256V257H226ZM231 256V255H230ZM249 256V257H250ZM36 257V256H35ZM44 257V256H43ZM137 257V256H136ZM138 257H140L139 255H138ZM147 257V256H146ZM194 257V256H193ZM197 257H198V255H197ZM234 257V256H233ZM240 257H241V254H240ZM239 257V258H240ZM261 257V256H260ZM51 258H53L52 256H51ZM125 258V257H124ZM123 258V259H124ZM191 258V257H190ZM200 258V257H199ZM222 258H223V255H222ZM228 258V257H227ZM230 258H232V257H229V260H230ZM238 258V259H239ZM242 258V257H241ZM246 258H248V257H246ZM245 258V259H246ZM250 258H252V256L250 257ZM250 258H248V259H250ZM263 258V257H262ZM44 259V258H43ZM108 259V258H107ZM214 259H216V258H214ZM232 259H235V258H232ZM237 259V258H236ZM244 259V258H243ZM253 259V258H252ZM27 260V259H26ZM52 260V259H51ZM144 260V259H143ZM149 260V259H148ZM204 260H206L205 258H204ZM218 260V259H217ZM247 260V259H246ZM259 261H261L260 259H258ZM116 261V260H115ZM131 261H132V258H131ZM184 261V260H183ZM190 262H191V260H189ZM194 261V260H193ZM209 261V260H208ZM207 261V262H208ZM213 261H215V260H213ZM258 261V262H259ZM28 262V261H27ZM42 262V261H41ZM49 262V261H48ZM47 262V263H48ZM114 262V261H113ZM133 262V261H132ZM148 262V261H147ZM150 262V261H149ZM154 262V261H153ZM203 262H205V261H203ZM203 262L201 263V264H203ZM207 262H206V264H207ZM221 262V261H220ZM234 262H239V261H237V260H234ZM247 262V261H246ZM250 262H252V261H248L247 263H250ZM255 262H256V260L254 261V264H255ZM46 263V262H45ZM46 263V264H47ZM67 263V262H66ZM117 263H118V261H117ZM200 264V262H194V264ZM245 263V262H244ZM23 264V263H22ZM55 264V263H54ZM100 264V263H99ZM131 264V263H130ZM137 264H139V263H137ZM153 264H179V262H172V261H169V260H164V261H156V262H154ZM188 264H190V263H188ZM191 264H192V262H191ZM213 264V263H212ZM222 264V263H221ZM229 264V263H228ZM231 264V263H230ZM236 264V263H235ZM264 264V263H263Z\"/></svg>",
	"mask_w": 264,
	"mask_h": 264
},
{
	"label": "clouds",
	"instance_id": "3",
	"mask_svg": "<svg viewBox=\"0 0 264 264\" xmlns=\"http://www.w3.org/2000/svg\"><path fill=\"white\" fill-rule=\"evenodd\" d=\"M136 38L143 44V56L147 68L152 72L167 71L172 62L190 64L199 55V49L174 35L167 22H160L152 26L147 32L143 26L137 27ZM145 101L128 118L138 119L139 110L149 108ZM2 146V145H0ZM191 145L188 146L190 155ZM38 166L41 175L52 181L58 188L62 185L60 170L66 167L64 159L53 150L44 151L34 163ZM11 199L0 204V213L11 212L13 209ZM81 214L92 217L95 227L86 229V234L103 250L109 260L115 261L124 256L137 242V233L124 224V217L120 210L112 203L103 206L99 213H93L87 206L83 207Z\"/></svg>",
	"mask_w": 264,
	"mask_h": 264
}]
</instances>
